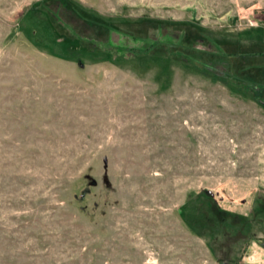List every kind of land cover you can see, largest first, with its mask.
I'll return each instance as SVG.
<instances>
[{"label": "rangeland", "instance_id": "obj_1", "mask_svg": "<svg viewBox=\"0 0 264 264\" xmlns=\"http://www.w3.org/2000/svg\"><path fill=\"white\" fill-rule=\"evenodd\" d=\"M50 1L0 0V264H221L238 240L236 264H264V103L248 98L264 54L247 57L264 0H58V40L29 10ZM188 23L250 49L196 65L101 52ZM204 192L228 211L217 257L180 210Z\"/></svg>", "mask_w": 264, "mask_h": 264}, {"label": "trees", "instance_id": "obj_2", "mask_svg": "<svg viewBox=\"0 0 264 264\" xmlns=\"http://www.w3.org/2000/svg\"><path fill=\"white\" fill-rule=\"evenodd\" d=\"M57 4V5H56ZM59 4H62L58 0H52L45 4H40L38 6H34L30 8L31 15L35 17H39L44 20L51 28L55 31V39L58 40L60 38L57 34L56 25L60 23L59 19L65 18V13L61 14L57 12ZM76 12V10H74ZM72 12V13H75ZM84 15L83 13H80ZM68 16V15H67ZM75 16L81 19L78 16V13H75ZM86 18V17H84ZM143 26L146 25V21H141ZM178 26L181 24H177ZM185 25V24H184ZM157 26V27H156ZM104 27L108 28L109 32L113 31L114 27L109 24H105ZM112 27V28H111ZM103 28V27H102ZM150 28V29H149ZM178 33H173L170 26H162V24L150 26L147 25L146 33L144 35H133L131 37L133 44L139 42V44L135 45H115L113 43H109L106 41L107 47L109 49L103 50L101 52L112 58H119L123 60L133 61L135 59H140L142 56L146 57H154V58H162L165 60H171L178 64L185 62V64L196 65L195 63L201 62H210L204 60L202 53H206L204 55L213 56L217 53V49L221 48L220 45H223L227 48L228 58L231 59L233 57H237L238 53L242 50L248 51L250 47L247 45V42L250 38L254 42H259V40L263 39V37L252 36L250 38H243L242 36L231 39L219 35H211V33L206 32L203 28L193 23H188L185 26L179 27ZM169 30L167 33H163L164 30ZM260 29V28H255ZM262 30V29H261ZM154 32L155 36L150 37V32ZM264 31V30H263ZM175 34V35H174ZM63 43H74L77 44L76 40L66 37L64 40H60ZM74 48V47H73ZM84 52H91L89 49H82ZM100 51V50H99ZM264 50L256 49L252 50L248 53L247 57H250L251 61L257 62L259 59L262 61ZM81 64V63H80ZM238 77V76H236ZM247 78V75H246ZM249 80L252 81V90L255 92L253 96H248V98L255 100L263 105L264 103V95H257V92L260 91L264 84V73L260 75L255 74L254 76H250ZM264 94V93H263ZM86 192V191H84ZM189 208L192 210V215L189 213ZM183 219L186 223V226L196 235L197 237H202L207 239L209 242V248L211 253L216 256V251L214 250V244L216 243V235L220 237V240L224 239L227 236V232H223L224 225L227 222L226 216L228 215V211L222 212L220 211V206L216 203V201L211 197L208 192H204V194H198L194 196L192 199H189L185 204L180 207ZM189 215L191 216L189 218ZM204 227H207V230H203ZM203 228V229H202ZM209 229V230H208ZM222 237V239H221ZM227 239V237H226ZM222 240L221 244L227 242ZM249 239H244L242 243L247 244ZM241 243V244H242ZM228 244V243H227ZM234 246H232V250H230L229 245L225 248L221 247V245L217 248L220 249V253L224 255V257H217V262L221 264H236L237 261H240V253L238 257H234V254H229L231 251H235L237 249L238 242L235 241ZM240 245V244H239Z\"/></svg>", "mask_w": 264, "mask_h": 264}]
</instances>
